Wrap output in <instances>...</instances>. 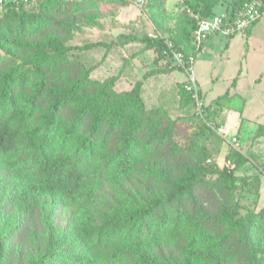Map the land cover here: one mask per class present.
<instances>
[{"label":"trees","instance_id":"16d2710c","mask_svg":"<svg viewBox=\"0 0 264 264\" xmlns=\"http://www.w3.org/2000/svg\"><path fill=\"white\" fill-rule=\"evenodd\" d=\"M245 1L181 0L167 26L164 0H148L154 26L117 35L115 14L129 0L0 5V264H11L15 239L27 264H264V204L243 207L235 195L247 178L234 172L250 156L202 120L204 139L177 141L195 103L163 54L166 38L194 51L191 13L208 18L216 5L236 11ZM118 48L126 57L111 64ZM149 49L158 64L139 76L130 60ZM161 78L173 82L170 99ZM244 104L226 91L205 117L222 123L223 108L242 113ZM223 145L233 168L206 160Z\"/></svg>","mask_w":264,"mask_h":264},{"label":"rangeland","instance_id":"374dc122","mask_svg":"<svg viewBox=\"0 0 264 264\" xmlns=\"http://www.w3.org/2000/svg\"><path fill=\"white\" fill-rule=\"evenodd\" d=\"M125 7L128 5L121 6L115 14L119 25L112 29L113 35L120 32L142 34L149 30V27L154 26V20L149 17L148 0L141 7H138L139 11L137 10L138 12L135 14L123 16L121 11ZM223 8L224 4H219L215 6L214 11L220 13ZM164 9L166 11L160 10V14L164 18V25L172 26L183 6L181 0H164ZM121 17L124 19L122 20ZM252 31V35L245 31L230 37L222 35L212 37L208 41L207 51L199 56L192 65L193 74L203 92V99L206 103L211 102L226 91L238 93L245 98L242 113L236 111L234 107H226L223 108L219 117L225 127L226 135L238 134L241 137L242 152L250 156L249 162L241 170L234 172L247 178L246 184L239 185L235 194L243 207L247 205L260 207L261 202H264V137H253L254 128L264 124V14ZM118 51L111 53V64L120 63L121 56L126 57L123 48H118ZM155 56L156 54L152 49L146 50L131 59L130 66L140 76L144 70L158 64ZM187 76L184 71L175 70L171 77L176 81H185ZM235 77L236 83L232 86L231 82ZM171 82L168 81V78H161L157 81V89L168 99L172 97L174 89ZM152 92L156 94V91ZM155 94L153 95L156 96ZM233 100L236 101L235 98ZM198 121L196 116L194 119L181 118L178 120L184 127L182 132L176 136L179 143L184 144L190 136L195 139L205 138L206 135L197 127ZM224 150L225 146L223 145L216 155L209 157L211 162L222 165ZM3 170L6 174L11 171V167L4 163ZM257 176L260 180L262 179L259 187L254 179ZM32 206L36 212V204ZM47 209L46 205L41 216H39L40 218L48 216ZM1 210L4 215L9 212L6 206ZM56 221L62 225L65 223V219L61 216L57 217ZM18 242L17 239L12 242L7 259L11 264H27L25 249L17 250Z\"/></svg>","mask_w":264,"mask_h":264},{"label":"built area","instance_id":"2783aa9c","mask_svg":"<svg viewBox=\"0 0 264 264\" xmlns=\"http://www.w3.org/2000/svg\"><path fill=\"white\" fill-rule=\"evenodd\" d=\"M28 0H0V5L11 2ZM76 1V0H64ZM130 3L141 7L145 0H129ZM264 14V3L261 0H246L242 7L236 11H227L215 13L208 18H200L199 15L191 13L196 19V27L193 30L192 39L194 44V51L185 54L173 47L170 39H165L166 47L163 49L166 61L170 66L175 65L182 71L187 73V80H185L184 87L191 93L195 103V116L204 121V123L220 135L225 145L237 151L241 149V138L237 134L227 136L223 123H217L214 120H208L205 117V100L201 96L200 87L196 82V78L192 71V65L195 60L205 53V42L215 35L231 36L236 33H243L249 29L257 20ZM210 158L207 162H211ZM223 166L233 168L230 161L223 159Z\"/></svg>","mask_w":264,"mask_h":264},{"label":"crops","instance_id":"0c3cea01","mask_svg":"<svg viewBox=\"0 0 264 264\" xmlns=\"http://www.w3.org/2000/svg\"><path fill=\"white\" fill-rule=\"evenodd\" d=\"M227 2V1H226ZM226 2H224L223 4H224V8H223V10H221V12H224L225 10H226ZM215 8V7H214ZM139 11V8L136 6V5H134V4H132V3H130V4H128V7H125V8H123L122 9V11H121V13H122V15L123 16H126V15H129V14H135V13H137L138 11ZM215 12V11H214ZM220 12V13H221ZM216 13V12H215ZM262 17H263V15H262ZM262 17L259 19V20H257L249 29H248V32L252 35V33H253V31H252V29H253V27L255 26V24H257V22H259L261 19H262ZM121 19L123 20L124 18L123 17H121ZM235 35V34H234ZM234 35H232V36H234ZM215 36H218V35H215ZM212 37H214V36H211L206 42H205V48H206V51H207V49H208V41L212 38ZM154 51V50H153ZM154 53L156 54V52L154 51ZM154 58H156V56L154 57ZM154 66H151L149 69H151V68H153ZM147 70V69H146ZM145 71V70H144ZM143 71V72H144ZM178 81H180V80H178ZM200 91H201V93L203 94V92H202V90H201V88H200ZM204 98V97H203ZM206 102V101H205ZM254 130H255V128H254ZM261 137H264V136H260L259 138H261ZM241 138V137H240ZM261 182H262V179H261ZM264 204V202H261V206Z\"/></svg>","mask_w":264,"mask_h":264}]
</instances>
